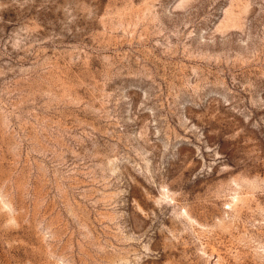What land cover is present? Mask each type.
Instances as JSON below:
<instances>
[{
  "label": "rangeland",
  "instance_id": "1",
  "mask_svg": "<svg viewBox=\"0 0 264 264\" xmlns=\"http://www.w3.org/2000/svg\"><path fill=\"white\" fill-rule=\"evenodd\" d=\"M0 264H264V0H0Z\"/></svg>",
  "mask_w": 264,
  "mask_h": 264
}]
</instances>
